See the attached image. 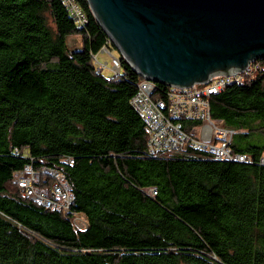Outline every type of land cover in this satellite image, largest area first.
Listing matches in <instances>:
<instances>
[{"label":"trees","instance_id":"trees-1","mask_svg":"<svg viewBox=\"0 0 264 264\" xmlns=\"http://www.w3.org/2000/svg\"><path fill=\"white\" fill-rule=\"evenodd\" d=\"M78 2L84 27L62 0H0V264H264V145L251 144L264 139V60L211 100L250 162L190 147L151 154L131 104L144 79L125 59L116 77L98 72L114 45ZM169 91L159 85L161 98ZM27 166L39 188L54 184L43 168L66 177L69 211L25 196L15 179Z\"/></svg>","mask_w":264,"mask_h":264},{"label":"water","instance_id":"water-1","mask_svg":"<svg viewBox=\"0 0 264 264\" xmlns=\"http://www.w3.org/2000/svg\"><path fill=\"white\" fill-rule=\"evenodd\" d=\"M87 1L120 59L146 81L191 88L264 60V0Z\"/></svg>","mask_w":264,"mask_h":264},{"label":"built area","instance_id":"built-area-1","mask_svg":"<svg viewBox=\"0 0 264 264\" xmlns=\"http://www.w3.org/2000/svg\"><path fill=\"white\" fill-rule=\"evenodd\" d=\"M68 13L76 14V24L84 27L87 16L78 0H67ZM103 52H109L104 49ZM96 63L98 72L106 71L104 65ZM115 75L120 73V61L114 58ZM260 61L251 62L243 72L212 78L206 84H195L191 88H174V95L161 98L156 83L143 80L131 100L145 124L148 149L151 154L162 151H182L188 147L211 154L217 161L250 162L244 154H234L230 148L235 131L222 121L211 118V100L230 85H240L253 77L260 68ZM182 121L197 122L186 130ZM264 165V156L260 160ZM44 174L54 179L51 189L39 188L41 174L32 166L16 174V183L27 198L47 209L58 212L69 211L76 200L72 186L59 171L43 168ZM152 194H156L152 191Z\"/></svg>","mask_w":264,"mask_h":264},{"label":"rangeland","instance_id":"rangeland-1","mask_svg":"<svg viewBox=\"0 0 264 264\" xmlns=\"http://www.w3.org/2000/svg\"><path fill=\"white\" fill-rule=\"evenodd\" d=\"M68 47L70 50H80L82 48V39L81 37H72L67 40ZM113 45V44H112ZM120 59L121 54L117 48H112L110 52H103L101 51L98 54V63L104 65L106 71L103 73L107 78H112L114 74V61L113 59ZM251 144H256L258 146L264 145V139L261 138L256 142H252Z\"/></svg>","mask_w":264,"mask_h":264},{"label":"bare ground","instance_id":"bare-ground-1","mask_svg":"<svg viewBox=\"0 0 264 264\" xmlns=\"http://www.w3.org/2000/svg\"><path fill=\"white\" fill-rule=\"evenodd\" d=\"M62 2H63V4L65 5V7L67 8V0H62ZM70 14V16L74 19V21L76 22V14L75 13H69ZM238 73H239V71H238ZM157 85V87L159 88V85L160 84H156ZM164 86V85H163ZM167 87V86H166ZM169 89H171V91H169L168 92V94L167 95H174V88H170V87H168Z\"/></svg>","mask_w":264,"mask_h":264}]
</instances>
